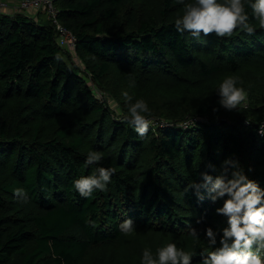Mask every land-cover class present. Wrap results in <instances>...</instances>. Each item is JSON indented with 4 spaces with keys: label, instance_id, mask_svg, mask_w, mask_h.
Returning a JSON list of instances; mask_svg holds the SVG:
<instances>
[{
    "label": "trees",
    "instance_id": "1",
    "mask_svg": "<svg viewBox=\"0 0 264 264\" xmlns=\"http://www.w3.org/2000/svg\"><path fill=\"white\" fill-rule=\"evenodd\" d=\"M54 6L72 48L59 45L41 11H0V264H139L144 247H191L189 224L201 235L223 227L219 202L185 186L231 157L264 187V29L192 40L171 26L182 12L176 0ZM229 75L248 92L236 111L214 94ZM122 89L152 109L154 131L143 140L115 118L126 114ZM89 148L105 152L102 166L115 172L107 191L85 199L71 181L91 173ZM18 186L28 203L13 198ZM127 217L137 234L119 232Z\"/></svg>",
    "mask_w": 264,
    "mask_h": 264
},
{
    "label": "clouds",
    "instance_id": "2",
    "mask_svg": "<svg viewBox=\"0 0 264 264\" xmlns=\"http://www.w3.org/2000/svg\"><path fill=\"white\" fill-rule=\"evenodd\" d=\"M176 3L182 6V12L174 17L171 26L176 33L192 40L206 38L209 34L216 38H229L234 33L251 37L256 33L257 25L264 29V0H176ZM214 94L217 105L225 111H236L248 98L243 82L231 75L219 83ZM120 95L126 114L115 118L127 124L137 138L143 140L150 131H154L155 121L149 103L143 98L134 99L126 89H122ZM113 107H119L115 99ZM216 110L214 107L213 111ZM258 134L264 135V132L258 128ZM105 157L106 153L100 150H87L83 166L91 167V173L71 181V189L79 197L91 199L95 193L107 191L115 169L102 166ZM206 167L216 171L211 164ZM198 175L199 181L190 180L185 191L190 188L198 200H203V189L213 204L219 202L213 211L223 218L224 226L217 230L206 225L201 235L200 229L189 224L186 237L195 242L191 247L178 245L175 241L156 247L154 253L149 247H144L139 264H196L195 257H199L200 264H264V187L251 179L241 163L231 157L220 162L215 176L208 172ZM12 195L22 203L29 201L26 187L12 188ZM200 219L196 220L197 224ZM118 230L124 236L137 234L131 217L122 220ZM201 239L205 247L197 249ZM56 258V252L52 251L51 259Z\"/></svg>",
    "mask_w": 264,
    "mask_h": 264
},
{
    "label": "built area",
    "instance_id": "3",
    "mask_svg": "<svg viewBox=\"0 0 264 264\" xmlns=\"http://www.w3.org/2000/svg\"><path fill=\"white\" fill-rule=\"evenodd\" d=\"M8 4L0 3V7H7ZM12 7V6H9ZM16 9L29 10V11H41L45 16L51 20L56 30L58 31V43L64 48H72L74 45V37L72 34L64 30L55 20L56 8L54 6V0H17ZM2 11V10H0ZM261 131V129H260Z\"/></svg>",
    "mask_w": 264,
    "mask_h": 264
},
{
    "label": "rangeland",
    "instance_id": "4",
    "mask_svg": "<svg viewBox=\"0 0 264 264\" xmlns=\"http://www.w3.org/2000/svg\"><path fill=\"white\" fill-rule=\"evenodd\" d=\"M0 3L8 4L7 7H0V10H2V12H4V13H12L13 11H18L16 9L17 0H0ZM9 6H12V7H9ZM25 11L26 10H23V12H25ZM35 13H36L35 11L28 12V14L31 16ZM73 58H75V57H73ZM111 105L113 106V104H111ZM242 105H244L246 107L247 103L244 102V103H242Z\"/></svg>",
    "mask_w": 264,
    "mask_h": 264
},
{
    "label": "crops",
    "instance_id": "5",
    "mask_svg": "<svg viewBox=\"0 0 264 264\" xmlns=\"http://www.w3.org/2000/svg\"><path fill=\"white\" fill-rule=\"evenodd\" d=\"M35 16V15H34Z\"/></svg>",
    "mask_w": 264,
    "mask_h": 264
}]
</instances>
